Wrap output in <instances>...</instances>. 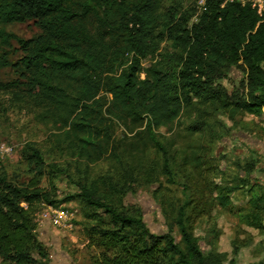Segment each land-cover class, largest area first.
<instances>
[{
	"label": "trees",
	"instance_id": "1",
	"mask_svg": "<svg viewBox=\"0 0 264 264\" xmlns=\"http://www.w3.org/2000/svg\"><path fill=\"white\" fill-rule=\"evenodd\" d=\"M29 20L40 29L29 38L5 29ZM11 39L22 56L14 64L3 51L0 68L18 66L20 77L0 80V90L38 108L58 130L57 142L86 162L115 148L117 121L144 123L148 142L161 155L162 173L175 183L157 129L171 124L193 100L231 114L264 115V12L250 3L206 0L201 7L186 8L183 0H0V44L10 45ZM232 66L240 67L244 78L230 93L216 81ZM191 129L201 128L194 123ZM26 151L32 167L27 183L0 173V255L12 264H38L33 251L46 257L33 216L43 203L60 204L52 180L51 189L39 185L45 172L42 152L33 143ZM183 175L186 180L193 176L190 171ZM75 184L77 192L62 202L77 199L92 211L88 216L95 223L87 227V236L97 253L91 264H223L224 255L202 249L194 234L192 214L200 210L188 183H182L184 198L165 216L162 233L150 231L138 207L122 204L126 191L120 182L107 183L109 194L94 183ZM246 184L238 178L221 186L214 202L264 230L263 190H255L248 209L233 210L230 195ZM236 254L237 246L227 264H234Z\"/></svg>",
	"mask_w": 264,
	"mask_h": 264
},
{
	"label": "rangeland",
	"instance_id": "2",
	"mask_svg": "<svg viewBox=\"0 0 264 264\" xmlns=\"http://www.w3.org/2000/svg\"><path fill=\"white\" fill-rule=\"evenodd\" d=\"M183 4L186 8L193 7L197 0H183ZM5 29L23 39L40 30L32 20L11 23ZM9 44H0V54L7 51L8 60L15 64L22 52L16 39H11ZM167 45L168 42L162 43V46ZM19 74L18 66L0 68L3 82L18 78ZM243 78V70L232 66L216 84L231 93ZM193 101L194 105L182 109L171 124L157 129L169 152L176 180L173 183L160 169L161 155L148 142L144 123L135 126L128 120L117 121L115 148L100 160L86 162L73 156L65 143L59 142V145L54 136L58 130L43 119L38 108L17 100L12 92L0 90V173L4 172L9 180L17 183H27L32 177V167L26 157V145L33 143L42 152L45 162L39 185L51 189L52 180L55 198L60 202L56 205L65 206L75 214L74 226L67 230L41 220L42 204L36 208L32 221L34 234L46 252V257L32 252L38 264H91V257L97 253L87 236V227L95 223V219L88 216L91 209L77 199L62 202L66 196L77 192L76 180L94 183L107 194L109 190L105 187L109 181L120 182L126 191L122 204L126 208L138 207L147 227L155 233L167 230L165 216L172 215L183 200L182 183L186 182L200 210L192 216L194 234L201 248L221 253L225 258L223 264H227L237 246L234 264H264V230L245 224L237 213L214 202L218 188L235 184L238 178L246 180L247 184L230 195L234 212L249 208L255 190L264 191V115L231 114L217 104ZM194 123L201 129H191ZM123 171L131 176H124ZM189 171L193 176L186 180L183 174ZM250 187L254 190L249 191ZM98 215L103 217L101 211ZM44 221L52 225H47L49 235L42 230ZM0 264L12 263L0 255Z\"/></svg>",
	"mask_w": 264,
	"mask_h": 264
},
{
	"label": "built area",
	"instance_id": "3",
	"mask_svg": "<svg viewBox=\"0 0 264 264\" xmlns=\"http://www.w3.org/2000/svg\"><path fill=\"white\" fill-rule=\"evenodd\" d=\"M232 1H238L243 4L250 3L253 7L256 8L259 14H262L264 12V0H223V3ZM205 2L206 0H197V5L201 7ZM39 218L41 220H48L53 226L71 230L74 226L73 222L75 214L65 206H54L51 204L43 203L39 211Z\"/></svg>",
	"mask_w": 264,
	"mask_h": 264
},
{
	"label": "crops",
	"instance_id": "4",
	"mask_svg": "<svg viewBox=\"0 0 264 264\" xmlns=\"http://www.w3.org/2000/svg\"><path fill=\"white\" fill-rule=\"evenodd\" d=\"M47 225L52 226L48 221H44L42 223V230H44V232L49 235L50 234V231L48 230V226Z\"/></svg>",
	"mask_w": 264,
	"mask_h": 264
}]
</instances>
